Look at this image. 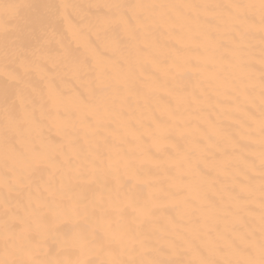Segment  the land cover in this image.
<instances>
[{
  "label": "snow or ice",
  "instance_id": "6c2138e0",
  "mask_svg": "<svg viewBox=\"0 0 264 264\" xmlns=\"http://www.w3.org/2000/svg\"><path fill=\"white\" fill-rule=\"evenodd\" d=\"M0 264H264V0H0Z\"/></svg>",
  "mask_w": 264,
  "mask_h": 264
},
{
  "label": "bare ground",
  "instance_id": "6f19581e",
  "mask_svg": "<svg viewBox=\"0 0 264 264\" xmlns=\"http://www.w3.org/2000/svg\"><path fill=\"white\" fill-rule=\"evenodd\" d=\"M160 2H170V0H160ZM172 2H184V0H172ZM197 2H199V0H197ZM213 103H215V101H213ZM203 115L205 117L211 116V118H215L216 112L211 104L206 106V111L203 113ZM52 135L55 136V132H53ZM213 175H215V173H213Z\"/></svg>",
  "mask_w": 264,
  "mask_h": 264
}]
</instances>
